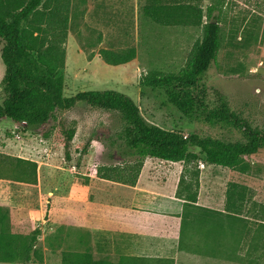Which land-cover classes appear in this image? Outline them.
Instances as JSON below:
<instances>
[{"label": "rangeland", "instance_id": "rangeland-1", "mask_svg": "<svg viewBox=\"0 0 264 264\" xmlns=\"http://www.w3.org/2000/svg\"><path fill=\"white\" fill-rule=\"evenodd\" d=\"M156 1L196 4L204 12L208 5L218 7L223 20L221 48L203 78L209 101L215 103L217 89L226 95L232 110L253 126L264 127V0H46L25 24L24 39L46 50L56 67L55 75L64 78L65 96L88 89H116L131 96L152 124L185 136L197 133L226 141L242 140L240 130L189 118L168 100L164 89L143 83V77L152 72L179 71L203 34V23L192 24L176 17L172 23L163 24L145 15L144 6ZM129 48L136 49V57L124 64H108L103 56L104 50ZM4 73L0 56V101ZM2 122L0 152L36 160L39 181L19 190L17 225H10L8 213L0 209V262L23 264L18 259L5 261L4 244L9 240V253L18 258L21 245L31 240L37 227L41 234L36 247L41 255L49 238L54 246L63 235L88 238L90 232L59 226V222L69 207L65 223L75 224L68 220L73 218L74 200L78 194H87L74 190L76 178H89L104 166L137 161L124 152L121 116L81 102L73 109L56 111L43 133L28 131L10 119ZM70 130H74V137L67 142L65 132ZM200 159L207 163L205 156ZM216 173L223 177L226 200L227 190H244L245 196L237 202L238 217L224 213L219 218L224 227L223 241L217 246V256H208L206 264H264V150L244 157L234 169L223 166ZM225 209L226 205L222 212ZM191 215L192 240H202L201 227L218 221L197 209ZM68 246L69 251L75 249L74 244ZM35 259L30 264L45 263L44 258Z\"/></svg>", "mask_w": 264, "mask_h": 264}, {"label": "trees", "instance_id": "trees-1", "mask_svg": "<svg viewBox=\"0 0 264 264\" xmlns=\"http://www.w3.org/2000/svg\"><path fill=\"white\" fill-rule=\"evenodd\" d=\"M46 0H0V56L5 65L2 78L3 97L0 101V122L10 119L33 133H43L50 126L58 110H70L78 103H86L96 109L117 112L123 120L121 138L125 154L135 156V163L104 166L97 176L117 182L136 185L146 157L171 162L197 163L203 155L209 164L234 169L241 165L244 157L253 156L264 150V127L253 126L245 118L232 110L227 97L215 89V103L209 101V90L203 78L217 60L222 42V17L216 5H208L206 12L196 4L169 5L161 2L146 4L145 15L170 24L176 17L186 18L192 24L203 23L202 38L195 42L188 54L185 65L177 72H152L143 77V83L165 90L168 100L185 116L213 125L233 127L243 134L242 140L226 141L211 135L197 133L185 136L182 132L168 130L152 124L142 115L136 101L128 94L116 89H88L75 95H64V78L55 75L56 67L41 46L24 39L25 24L40 11ZM56 12V11H54ZM205 18V21H204ZM180 21V20H178ZM108 64L120 65L136 57V49L113 52L104 50ZM53 59V58H52ZM66 141L74 137V130L66 131ZM192 148H198L196 152ZM38 162L33 159L13 156L0 152V178L28 184H38ZM184 183L180 180L177 194L183 196L181 186L189 189L185 194L187 202L198 201L199 179ZM195 187V191L190 190ZM245 196L244 190H227L225 212L197 207V210L214 216L218 221L202 226V240L180 242V249L187 252L217 256V246L222 244L223 229L219 218L234 215ZM233 207H235L233 209ZM0 209H2L0 207ZM221 216V217H220ZM193 221L191 220L189 225ZM188 225V226H189ZM264 226V224H262ZM250 231V229H248ZM41 229L37 227L29 242L21 246L22 254L17 258L9 253L10 241L4 247L5 261L30 264L38 259L43 261L36 247ZM183 235V233H182ZM158 264H174V260H157ZM63 264H114L107 259H94L90 252L66 251ZM116 264V263H115ZM119 264V263H118Z\"/></svg>", "mask_w": 264, "mask_h": 264}, {"label": "crops", "instance_id": "crops-1", "mask_svg": "<svg viewBox=\"0 0 264 264\" xmlns=\"http://www.w3.org/2000/svg\"><path fill=\"white\" fill-rule=\"evenodd\" d=\"M219 167L223 166L201 159L197 163H188L146 157L136 185L95 174H89L86 179L76 178L72 182L74 190H85L87 194H78L74 200L73 218L68 220L75 224L65 223L70 211L68 207L59 226L90 232V236H59L55 246L49 238L43 254L44 264H63L69 243L75 248L71 252H90L94 259H107L114 264H158L160 259L174 260V264H206L210 257L181 250L180 242L182 238L185 242L190 239L188 225L192 211L197 207L224 211L226 188L223 177L216 173ZM195 172L199 179L198 201L190 203L185 199L189 189L181 186L183 196L177 192L181 178L187 185L196 178ZM35 185L0 178V207L8 213L10 225L18 224L19 190ZM0 264L15 263L2 261Z\"/></svg>", "mask_w": 264, "mask_h": 264}]
</instances>
